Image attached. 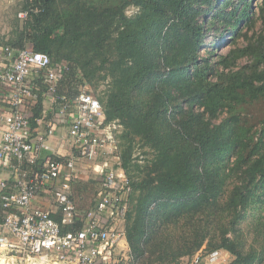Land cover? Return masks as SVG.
<instances>
[{
	"label": "trees",
	"instance_id": "16d2710c",
	"mask_svg": "<svg viewBox=\"0 0 264 264\" xmlns=\"http://www.w3.org/2000/svg\"><path fill=\"white\" fill-rule=\"evenodd\" d=\"M252 1L24 0L19 13L26 18L18 15L0 44L14 57L30 49L55 66L66 62L69 100L84 83L97 89L108 81L95 96L102 125L119 121L124 129L119 168L131 186L126 237L136 259L190 264L198 253L223 249L234 256L232 264H264V116L254 129L244 114L264 103V37L225 56L203 55L252 24ZM131 6L138 9L134 16L126 14ZM260 11L264 23V0ZM216 24L228 34L210 46ZM248 56L251 63L237 67ZM39 82L33 127L48 89ZM137 145L142 163L134 157ZM72 187L81 209L101 188L97 180ZM251 211L255 243L247 247L238 226Z\"/></svg>",
	"mask_w": 264,
	"mask_h": 264
},
{
	"label": "built area",
	"instance_id": "2783aa9c",
	"mask_svg": "<svg viewBox=\"0 0 264 264\" xmlns=\"http://www.w3.org/2000/svg\"><path fill=\"white\" fill-rule=\"evenodd\" d=\"M27 13H19L25 19ZM51 58L41 52L24 49L14 57L9 47L0 46V90L8 93L9 112L0 113V168L7 176L0 180V204L4 217L0 221V256L13 264L46 261L50 264H127L130 249L125 222L129 209L131 186L114 153V132L122 125L114 121L105 126L103 107L89 84L84 83L76 98L77 113L72 104L58 96V70ZM33 70L45 72L43 84L51 102L60 106L59 114L73 117L70 134L76 156L62 160L44 155L47 140L55 135L50 127L44 132L32 128L22 107L33 96L30 75ZM106 154L113 155L117 168ZM112 156V157H113ZM94 171L103 175L101 191L94 207L83 216L72 197L77 181L76 161L96 162ZM43 193H53L62 211L63 224H74L82 218L84 227L62 232L61 225L48 211L34 208L33 202ZM231 254L223 249L198 253L190 264H230ZM32 264H35V263Z\"/></svg>",
	"mask_w": 264,
	"mask_h": 264
},
{
	"label": "crops",
	"instance_id": "0c3cea01",
	"mask_svg": "<svg viewBox=\"0 0 264 264\" xmlns=\"http://www.w3.org/2000/svg\"><path fill=\"white\" fill-rule=\"evenodd\" d=\"M58 70V92L62 97L65 98L66 101H69L72 104V114L77 113L76 109V98L75 100H69L68 94H70L69 85L66 83H63V71H64V64L56 65ZM43 75H45V72L41 73L37 70H33L32 74L30 75V81L33 85V89L35 91L39 90V79L43 80ZM43 84V83H42ZM44 85V84H43ZM35 91L33 93V96L25 102V104L22 107V112L26 114L29 118L33 117V109L37 105L38 102V95L35 94ZM37 93V92H36ZM8 93L5 91V89L0 90V113L5 114L9 112V105L8 101L6 100ZM44 100L42 103V112H41V118L38 119V124L36 127H33V129L37 130L38 132H44L45 130L49 129L50 127H53L55 129V135L47 140V146L49 147V150L43 151L44 155H53V157L67 160L71 157L76 156L75 146H74V140L70 134L71 124L73 121V117L70 115L62 116L59 114L60 106L58 104H53L51 102L50 96L45 93L44 94ZM32 125V124H31ZM114 160V163L110 162V165L113 166V168H117L116 160L114 156L112 157ZM105 159V158H103ZM102 158L99 159L96 162L92 161H86L83 159H77L75 164V169L77 173V180H84L89 181V179L97 180L100 183V186L102 184L103 175L98 174L94 171L95 165H101L104 160ZM120 167V166H119ZM121 168H119L120 172ZM7 171L3 168H0V180L7 179L9 176H7ZM76 182V181H75ZM74 182V183H75ZM102 187L100 188L101 191ZM99 191V192H100ZM74 195V189L72 187V197ZM98 196V195H97ZM97 196L95 200L92 202L91 206L86 209H81L75 202L77 209L80 213L79 216H83L86 214L88 210H91L94 207L95 201L97 199ZM74 199V198H73ZM75 201V200H74ZM34 208H41L45 211H48L52 216V218L57 221L61 227L62 230H77L82 229L84 227V222L82 221V218H78L75 220L74 224H63L62 222V211L59 208V206L56 204V201L53 197V193H43L34 200L33 205ZM4 217V210L1 207L0 204V221H2Z\"/></svg>",
	"mask_w": 264,
	"mask_h": 264
},
{
	"label": "rangeland",
	"instance_id": "374dc122",
	"mask_svg": "<svg viewBox=\"0 0 264 264\" xmlns=\"http://www.w3.org/2000/svg\"><path fill=\"white\" fill-rule=\"evenodd\" d=\"M239 0H234V3L237 4ZM253 14H252V24L250 26L243 25L240 29V35L236 37V40H233L232 33L228 34V31H225V28L223 25H217L214 26L210 32H208L207 35V43L212 46L218 38L222 34H228L224 37V41H226L224 44L219 46V48H208L204 50L203 55H207L208 52L212 51L215 52L217 55L225 56L228 54V52L237 47V48H246L249 44L262 41L264 37V23L261 18V11L260 7L263 3V0H253ZM24 6V0H0V44H4L12 35L13 29L15 25L17 24V17L18 13L21 11V9ZM231 9V8H229ZM138 12V9L134 6L129 7L126 10V14L128 16H134ZM251 57H245L243 59H240L237 62V67H243L246 65H249L251 63ZM64 65H67L66 62ZM236 67V68H237ZM93 93L98 96L101 94L102 91L108 89V81H101L99 87L97 89L92 85L91 86ZM245 115L248 116V125L252 126L254 129L259 128L260 121L264 116V103H259L257 105H253L250 108L244 112ZM225 116V115H224ZM114 122V121H113ZM120 124L119 121H116ZM123 126L116 132H114L115 136V146L116 149L114 150L113 155H119L118 151V144L120 142L119 136L123 133ZM142 151L139 148V145H137V149L135 150L134 157H139L140 162L142 163L144 160V156L142 155ZM113 155L106 154L105 157H108V159L111 161V163H114V160L112 158ZM127 176V175H126ZM92 181V179H89ZM135 204V203H133ZM255 211H251L247 214L246 218L241 222V224L238 226V229H240V234L242 239L246 241L247 247L252 246L255 243V236L253 232V226H254V220L256 215ZM127 216V215H126ZM184 220L180 221V224H183ZM127 225V219L125 222V230ZM172 229V226H170ZM264 241V238H263ZM128 242V241H127ZM129 245V244H128ZM130 249V247H129ZM131 255V250H130ZM230 264L235 262L234 256L231 255ZM127 264H149L146 261H143V258L136 259L134 257H130V260L127 262Z\"/></svg>",
	"mask_w": 264,
	"mask_h": 264
},
{
	"label": "bare ground",
	"instance_id": "6f19581e",
	"mask_svg": "<svg viewBox=\"0 0 264 264\" xmlns=\"http://www.w3.org/2000/svg\"><path fill=\"white\" fill-rule=\"evenodd\" d=\"M33 262H31L30 264H32ZM0 264H13V263L9 259H7L5 256H0ZM35 264H50V263H46V261L42 260V261L36 262Z\"/></svg>",
	"mask_w": 264,
	"mask_h": 264
}]
</instances>
